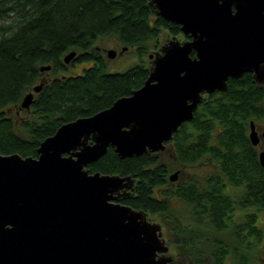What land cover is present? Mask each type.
I'll list each match as a JSON object with an SVG mask.
<instances>
[{
	"label": "trees",
	"instance_id": "16d2710c",
	"mask_svg": "<svg viewBox=\"0 0 264 264\" xmlns=\"http://www.w3.org/2000/svg\"><path fill=\"white\" fill-rule=\"evenodd\" d=\"M162 28L181 32L156 15L149 0H0V153L36 156L39 142L61 123L139 87L150 67L145 53L159 47ZM104 36L134 47L137 59L110 69L97 43ZM70 50L76 54L64 61ZM75 61L86 65L67 72ZM44 64L50 67L40 69ZM41 80L29 107L19 108ZM251 119H264V87L245 71L230 77L226 89L203 93L192 119L166 143L170 162L163 149L119 157L109 146L87 167L130 174L132 191L118 201L164 214L194 264H259L264 169L248 137Z\"/></svg>",
	"mask_w": 264,
	"mask_h": 264
},
{
	"label": "water",
	"instance_id": "95a60500",
	"mask_svg": "<svg viewBox=\"0 0 264 264\" xmlns=\"http://www.w3.org/2000/svg\"><path fill=\"white\" fill-rule=\"evenodd\" d=\"M149 1L188 37L174 36L148 54L143 83L103 109L61 123L39 142L36 156L0 153V264H171L160 224L118 201L134 178L87 165L109 146L119 157L162 150L192 119L203 93L226 89L229 77L249 71L264 82V0ZM75 54L70 50L63 60ZM42 83L23 95L19 108L29 107ZM260 136L264 126L258 133L251 119L248 137L256 145ZM258 160L264 169V148Z\"/></svg>",
	"mask_w": 264,
	"mask_h": 264
},
{
	"label": "rangeland",
	"instance_id": "374dc122",
	"mask_svg": "<svg viewBox=\"0 0 264 264\" xmlns=\"http://www.w3.org/2000/svg\"><path fill=\"white\" fill-rule=\"evenodd\" d=\"M174 36H175V38H177L179 40H184L187 38V36L185 37L182 32L172 33L170 31H168L167 29L162 28L159 31V35H158L159 47H160V45L166 43L169 39H171ZM97 43L100 44V46L102 48V54L105 57L108 66L112 70H122L137 59V54L134 51V47H128L126 45L119 44L114 39V37H109V36L100 37L97 39ZM123 46H126V47H123ZM159 47L154 48V49L150 48L148 51H146L145 58L147 59L148 66H150V64H151V58L148 56V54L150 52L158 50ZM108 48H115L117 51L116 55H114L113 57H108L107 52H106V50ZM120 49H122V51H120ZM84 63H86V62L75 61L72 64L68 63L69 66H68L67 72H76V71L82 70V66L86 65ZM44 74H45V72L43 71V75ZM262 85L264 87V84H262ZM255 122H256V124H260V128L262 129V127L264 125V119H256ZM168 145L169 144H166L165 147L163 148V150L161 152V157L163 158L164 161L170 162L171 161V149ZM171 170H173L172 167L170 168V171ZM147 217L149 220L158 222L160 224L163 237L168 241L169 252L171 254L170 256H171L172 260L174 258V261L172 263L173 264H180V263L181 264H188L189 259H187V257H186V249L183 246H180L177 244V241H176L177 240V234L173 231V229H171V227H169L168 221L164 217V214H162V213H148ZM258 222H260L261 224L264 225V214L263 213L260 214ZM228 260L229 259H227V261ZM226 264H230V263L227 262Z\"/></svg>",
	"mask_w": 264,
	"mask_h": 264
},
{
	"label": "flooded vegetation",
	"instance_id": "af4514ba",
	"mask_svg": "<svg viewBox=\"0 0 264 264\" xmlns=\"http://www.w3.org/2000/svg\"><path fill=\"white\" fill-rule=\"evenodd\" d=\"M251 75H252V72H251ZM253 77V76H252ZM230 78V77H229ZM228 78V79H229ZM231 78H234V77H231ZM237 78V77H236ZM228 79H227V84H228ZM254 81H256V80H254ZM257 82V81H256ZM257 83H260V84H264V82H257ZM255 124H256V122H255ZM264 126V125H263ZM256 128H257V131H258V133H260L261 131H262V129H263V127H262V129L260 128V124H256ZM256 147H257V149H258V151H259V149H261V148H264V138H262L261 136H260V139H259V141H258V143L255 145ZM129 190V194H130V192L132 191V188L131 189H128ZM128 194V195H129ZM161 230V229H160ZM161 237L165 240V243L168 245V241L163 237V234H162V231H161ZM178 245H180V246H182L180 243H177ZM160 254V253H159ZM166 255H171L170 254V252H169V246H168V250L166 251ZM173 257V256H172ZM260 260L258 261V263L259 264H262V263H260L262 260L264 261V259H262V257H260L259 258ZM174 261V258H173V260H171V264H173L172 262ZM181 264V263H180ZM188 264H194V262L192 261V260H189V262H188Z\"/></svg>",
	"mask_w": 264,
	"mask_h": 264
}]
</instances>
